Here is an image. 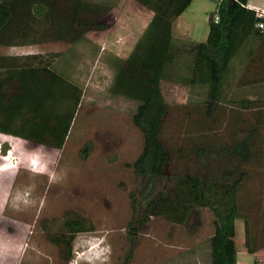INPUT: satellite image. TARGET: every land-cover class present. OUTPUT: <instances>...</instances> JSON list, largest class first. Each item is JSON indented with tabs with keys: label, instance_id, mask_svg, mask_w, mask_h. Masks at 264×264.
<instances>
[{
	"label": "rangeland",
	"instance_id": "1",
	"mask_svg": "<svg viewBox=\"0 0 264 264\" xmlns=\"http://www.w3.org/2000/svg\"><path fill=\"white\" fill-rule=\"evenodd\" d=\"M88 1L108 5L111 11L93 21L80 42L0 46V55H52L57 74L82 91L62 149L0 134V264H123L130 251L129 264H214L210 210L195 209L179 225L155 215L147 204L158 193L171 191L175 174L213 177L221 163L217 154L210 156L214 159L211 168L204 169L203 161L191 153L194 145L210 143L223 149L251 139L253 128L259 152L238 168L245 173L239 203L249 220L235 221L229 245L230 249L246 246L248 251L251 244L263 245L264 84L241 88L235 94L234 100L252 96L257 107L229 108L224 99L208 120L203 118L204 90L181 83L179 61L172 65L161 83L166 114L160 136L168 160L160 177L151 181L137 177L132 165L142 151L143 138L132 122L136 104L110 94L109 88L115 63L132 55L154 13L150 0ZM215 6L216 0H192L173 23L174 48L179 47V36L187 42L206 41ZM16 89L14 82L9 92ZM236 113L241 120L235 118ZM4 143L9 147L5 155L1 152ZM76 217H82L92 230L75 235L71 259L65 260L63 249L49 241L42 224H50V234H60L62 223ZM258 253L264 255V248ZM255 258L259 259L245 252L238 264H254Z\"/></svg>",
	"mask_w": 264,
	"mask_h": 264
},
{
	"label": "trees",
	"instance_id": "2",
	"mask_svg": "<svg viewBox=\"0 0 264 264\" xmlns=\"http://www.w3.org/2000/svg\"><path fill=\"white\" fill-rule=\"evenodd\" d=\"M191 2L150 0L149 9L154 15L148 28L132 55L114 66L109 93L136 104L132 122L143 138L142 151L132 165L133 173L150 181L161 176L168 160L160 136L166 114L161 83L172 65L179 61L181 83L204 90L203 118L209 120L223 102L229 73L236 63H243L242 56L255 55L254 65L264 64V57H258V51L264 52V33L257 26L264 17L249 9L247 0H216L215 13L208 20L206 41H181L174 48L173 23ZM110 11V6L88 0H0V46H31L48 41L76 44L84 39L93 21ZM253 79L258 81L260 76ZM14 82L17 89L10 93L9 87ZM81 95L78 85L57 74L52 55L46 58L39 54L0 55V134L60 150ZM249 136L253 139L245 138L223 149L210 143L194 145L191 153L197 161H203L204 169L211 168L214 159L210 156L217 154L221 163L213 170V177L175 174L171 191L158 193L147 204L155 215L179 225L185 224L195 209L210 210L214 217L212 241L216 242L214 264H236V253L227 249L229 239L236 220H249L238 195L245 177L238 168L259 152L254 128ZM8 149L7 144H2L3 155ZM219 172L222 174L217 177ZM62 228L64 232L50 234V224H42L49 241L62 248L63 258L70 260L75 235L91 231L92 227H86L85 220L76 217L65 220ZM262 248L264 244H251L249 251L254 254ZM130 257L131 251L123 264H129Z\"/></svg>",
	"mask_w": 264,
	"mask_h": 264
},
{
	"label": "crops",
	"instance_id": "3",
	"mask_svg": "<svg viewBox=\"0 0 264 264\" xmlns=\"http://www.w3.org/2000/svg\"><path fill=\"white\" fill-rule=\"evenodd\" d=\"M247 7L249 9L254 10L259 15L260 14L264 15V0H247ZM263 24H264V21H263ZM262 31L264 33V27H263ZM179 40L186 41L185 39L181 38V36H179ZM259 55L263 58L264 52L261 50L258 51V57H260ZM254 56L255 55H252L251 57H249L247 55L242 56V60H243L242 62L243 63L240 64L239 66H237L236 68L231 69V71L229 73V79L227 80V82L225 84V92H224V99H225L224 102H228V103H226L227 107L231 108L235 105L240 107V108H242V107H244V108L257 107L258 106V104L254 103V101H251L252 96H248L247 98H240V99L234 100V98L236 97L235 94H237L239 89L264 84V64L259 62L256 65H254V63L252 62L254 60ZM249 63H251V64H249ZM253 76H260V79L257 81L255 79H253ZM262 92H263V90H262ZM228 99H230V100H228ZM263 106H264V104H263ZM261 109H262V107H261ZM235 118L241 120L240 113ZM255 122L260 123L259 119H256ZM230 241H231V239H229V243H230ZM227 249L230 250V253L231 252L236 253V264H238V258L243 253L250 252V251H248L246 246L233 247L232 249H230V245L228 244ZM253 255H254V257L257 256L259 258V259L255 258V260L258 261V263H256V264H260L259 262H261V264H264V258H263L264 255H262L261 253H258V251L256 253H254Z\"/></svg>",
	"mask_w": 264,
	"mask_h": 264
},
{
	"label": "built area",
	"instance_id": "4",
	"mask_svg": "<svg viewBox=\"0 0 264 264\" xmlns=\"http://www.w3.org/2000/svg\"><path fill=\"white\" fill-rule=\"evenodd\" d=\"M260 16H263V17H264L263 14H260ZM217 21H218V18L215 17V18H214V22L216 23ZM257 26H258L260 29H262V28L264 27V24H263V23H259Z\"/></svg>",
	"mask_w": 264,
	"mask_h": 264
}]
</instances>
